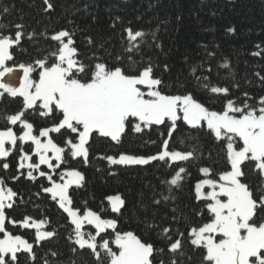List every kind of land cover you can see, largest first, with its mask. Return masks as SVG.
Listing matches in <instances>:
<instances>
[{
    "label": "trees",
    "instance_id": "trees-1",
    "mask_svg": "<svg viewBox=\"0 0 264 264\" xmlns=\"http://www.w3.org/2000/svg\"><path fill=\"white\" fill-rule=\"evenodd\" d=\"M60 31L65 35L55 37ZM4 37L11 40L7 70L29 69L32 86L42 69L57 62L61 43L70 41L77 64L66 75L70 81L88 84L115 70L124 76L147 71L160 94L188 95L217 112L229 103L236 116L264 111V0H0ZM62 118L56 105L48 111L38 101L27 106L20 94L0 85V131L15 134L0 156V185L11 192L0 211L4 230L31 245L3 256L0 250V264H111L120 251L116 239L125 232L149 246L148 264H213L205 246L192 240L191 231L213 218L210 200L198 196L195 185L202 179L221 181L230 168L227 144L243 147L237 133L216 135L204 122L190 124L182 116L138 128L136 118L128 116L118 137L91 129L83 152L75 154L70 144L79 141L81 125L52 130ZM21 121L31 125L36 137L50 129L59 158L38 164L33 143L20 138ZM164 145L187 156L145 163L107 159L156 155ZM23 156L30 158L29 166H20ZM262 168L264 155L248 152L240 162L239 180L252 200L248 223L253 226L264 221ZM68 169L81 174L79 183L68 188L71 207L113 221L101 229L84 224V244L77 243L73 223L47 191L50 181H60ZM112 194L122 199L117 210L107 199ZM25 219L43 224L37 229L24 225ZM39 230L46 235L38 237Z\"/></svg>",
    "mask_w": 264,
    "mask_h": 264
},
{
    "label": "rangeland",
    "instance_id": "rangeland-1",
    "mask_svg": "<svg viewBox=\"0 0 264 264\" xmlns=\"http://www.w3.org/2000/svg\"><path fill=\"white\" fill-rule=\"evenodd\" d=\"M65 31L56 33L55 37H62ZM9 38H0V77L7 70L6 59L9 56ZM73 48L70 41H63L57 56V62L41 71L39 79L32 86L28 78L29 69H25L23 80L16 90L27 106L36 101L49 110L51 104L56 105L63 112L60 123L52 127L56 130L61 126L74 127L78 122L81 128L78 131L79 141L70 144L73 152L78 154L84 150V142L91 129L116 138L124 128V120L128 116L136 118L140 123L160 122L164 117L171 120L182 116L190 124H204L216 135L222 130L237 133L243 147L235 148L232 142L227 144L230 158V168L221 174V181L202 179L196 182V193L200 197L210 200L209 208L213 213L211 221L191 231L192 240L206 248L207 256L213 264H264V221L253 226L248 223L252 213V200L245 186L239 180L240 162L249 152L259 158L264 155V111L261 113H246L236 116L231 113L233 106L227 104L223 111H211L194 101L188 95H163L155 90V80L150 78L147 71L137 76H124L115 70L111 73L99 74L96 81L88 84H79L70 81L66 75L75 67ZM1 85V83H0ZM12 117V121L17 120ZM23 131L22 140L33 143L34 153L38 164L50 165L52 159H58L60 147L52 142L49 130L44 129L39 136L32 134L31 125L21 121ZM15 134L12 131H0V156L5 153V142H13ZM187 156L186 153L170 151L164 145L156 155L138 156L119 154L108 156L111 163H145L156 157L179 159ZM30 158L23 156L20 166H29ZM264 173V168H262ZM81 174L77 170L64 171L60 181H50L47 191L56 197L59 205L67 213L76 229V241L84 244L81 236L84 224H91L98 229L111 227L113 221H104L92 210L78 212L70 205L68 188L79 183ZM11 192L4 190L0 185V206L8 204ZM112 210H117L122 199L119 194L108 196ZM264 202V197H263ZM5 216L0 211V250L13 254L17 250H30L31 245L24 238L14 236L4 230ZM24 225L39 229L41 220L25 219ZM46 234L39 230L38 237ZM92 245V242H87ZM116 244L120 247L118 253L111 257V264H148L150 248L140 242L131 232L118 236ZM252 259V260H251ZM252 262H251V261Z\"/></svg>",
    "mask_w": 264,
    "mask_h": 264
},
{
    "label": "water",
    "instance_id": "water-1",
    "mask_svg": "<svg viewBox=\"0 0 264 264\" xmlns=\"http://www.w3.org/2000/svg\"><path fill=\"white\" fill-rule=\"evenodd\" d=\"M24 67L17 66L5 71L0 77L2 87L9 92L16 91L22 83Z\"/></svg>",
    "mask_w": 264,
    "mask_h": 264
}]
</instances>
